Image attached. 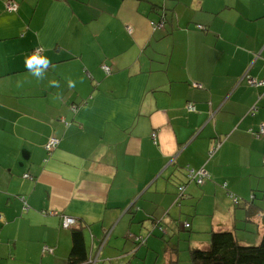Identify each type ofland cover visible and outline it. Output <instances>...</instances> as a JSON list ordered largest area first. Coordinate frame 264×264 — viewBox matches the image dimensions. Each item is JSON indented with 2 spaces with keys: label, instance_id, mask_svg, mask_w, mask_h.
Masks as SVG:
<instances>
[{
  "label": "crops",
  "instance_id": "crops-1",
  "mask_svg": "<svg viewBox=\"0 0 264 264\" xmlns=\"http://www.w3.org/2000/svg\"><path fill=\"white\" fill-rule=\"evenodd\" d=\"M34 53L54 65L43 80ZM249 78L264 80V0H0V264H67L63 217L94 264L105 249L104 264H180L186 231L260 242L264 87ZM187 167L210 178L188 184Z\"/></svg>",
  "mask_w": 264,
  "mask_h": 264
},
{
  "label": "trees",
  "instance_id": "trees-1",
  "mask_svg": "<svg viewBox=\"0 0 264 264\" xmlns=\"http://www.w3.org/2000/svg\"><path fill=\"white\" fill-rule=\"evenodd\" d=\"M212 148L213 147L210 148L209 153ZM209 153V159L213 158L216 154L214 153V155L210 157ZM189 169L192 168H186L187 183H196L189 179ZM180 188H184V191L181 192ZM177 191L175 204L180 207L182 201L186 199V184L178 185ZM71 228L72 249L67 259V264H91L82 227ZM160 230L163 231V228H160ZM135 243L136 245L140 244L137 242ZM190 257L192 264H264V234L259 244L242 245L238 242L234 232H214L211 235L210 246L205 249L193 248L190 252Z\"/></svg>",
  "mask_w": 264,
  "mask_h": 264
},
{
  "label": "built area",
  "instance_id": "built-area-1",
  "mask_svg": "<svg viewBox=\"0 0 264 264\" xmlns=\"http://www.w3.org/2000/svg\"><path fill=\"white\" fill-rule=\"evenodd\" d=\"M6 9L10 12H14V11H17L18 9V6L13 2H8L7 3V6H6ZM165 24V20L163 19L161 22L157 23V24H154V26H161V25H164ZM202 26H200L201 28ZM106 71H109V69L106 67L104 68ZM248 85L251 86V87H264V80H256V79H248ZM187 108L189 111H195V106L192 104V103H189L187 105ZM256 111V107L253 109V111H251V114H254V112ZM264 135V126L261 127L260 131H259V134H258V137ZM153 138L154 140L156 141V138H157V134L154 133L153 134ZM59 139L56 138V137H51L49 139V141L47 142V144L45 145V150L47 151V153H51L53 152L56 147L58 146L59 144ZM218 150V145L214 146L211 150V152L209 153L210 157H212L214 155V153H216ZM188 177L189 179L193 180L194 182H196L198 185H202L206 179L209 178V175L204 171V170H199V171H196L195 169H189L188 170ZM25 178L27 179H32V177L29 175V174H26L25 175ZM180 191L183 192L184 191V188H180ZM233 200L235 202V204H239V200L236 198V197H233ZM76 224V221L74 218H71V217H63V225L64 227L66 228H71L73 227L74 225ZM185 227L186 228H189L190 225L188 223L185 224ZM135 242L137 243H142L143 242V238L142 237H136L135 238ZM91 264H94L93 261L91 260L90 261Z\"/></svg>",
  "mask_w": 264,
  "mask_h": 264
},
{
  "label": "rangeland",
  "instance_id": "rangeland-1",
  "mask_svg": "<svg viewBox=\"0 0 264 264\" xmlns=\"http://www.w3.org/2000/svg\"><path fill=\"white\" fill-rule=\"evenodd\" d=\"M233 205H235V203ZM239 205H236V206H239ZM236 206H234V207L237 208V209H233L232 211L230 209L228 210L230 216L233 218V221H234V215L239 213V212H241V210L238 207H236ZM203 219H206V218L203 217ZM208 222L209 221H206L205 223L207 224ZM249 226H253V225L250 224ZM237 227L246 228L244 225L241 224V222H238ZM252 229L253 228H250V230H252ZM234 233H236V235H237L236 237L238 238L237 240L242 245H257V244H259V240L256 239V237L258 235H257L256 231H254V230L245 231V233H243L242 229H236ZM183 235H184V238L182 239V241H180V245H181V250H184V251L181 253V255H182L181 258L182 259H181L180 264H192V263L189 262L191 260L190 253L188 252L190 250V248H191L190 245L193 244L192 246H194L195 249L196 248L205 249V248L210 246L211 236H210V234H207V233L206 234L201 233V234H198V235L197 234L193 235V233L191 231H186V233H183ZM247 236H249V239L246 238ZM197 238H199L200 241H197ZM190 240H191L192 244L190 243ZM178 241H179V239L175 240V242H178ZM106 253H107V249H105L103 251V255L100 257V259H99L100 262L98 264H104L106 262L105 259H104ZM161 257L163 259V256H161ZM155 259H156V256H155L154 260ZM185 260H187V261H185ZM147 263L148 264L151 263V257L148 259Z\"/></svg>",
  "mask_w": 264,
  "mask_h": 264
},
{
  "label": "clouds",
  "instance_id": "clouds-1",
  "mask_svg": "<svg viewBox=\"0 0 264 264\" xmlns=\"http://www.w3.org/2000/svg\"><path fill=\"white\" fill-rule=\"evenodd\" d=\"M25 67L28 69L30 74L34 76L37 80H43L45 78V73L50 67H54L52 62L44 56L34 53L31 56L25 59ZM51 87L59 88V81L53 80L50 82ZM69 88H75L76 82L69 79L68 80ZM54 99H60V95L57 94Z\"/></svg>",
  "mask_w": 264,
  "mask_h": 264
}]
</instances>
